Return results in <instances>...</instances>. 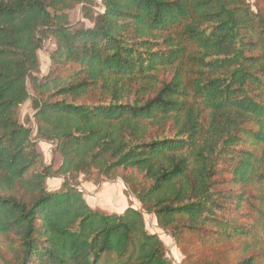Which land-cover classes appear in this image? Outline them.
<instances>
[{
  "label": "trees",
  "instance_id": "obj_1",
  "mask_svg": "<svg viewBox=\"0 0 264 264\" xmlns=\"http://www.w3.org/2000/svg\"><path fill=\"white\" fill-rule=\"evenodd\" d=\"M78 5L87 26L70 21ZM96 5L0 0L7 264H173L142 210L176 239L243 241L234 262L191 264H264L246 253L264 248V14L248 0ZM28 100L33 127L19 113ZM39 141L53 145L59 166L44 163ZM92 170L121 178L141 209L91 208L76 179ZM48 177L63 181L49 190Z\"/></svg>",
  "mask_w": 264,
  "mask_h": 264
},
{
  "label": "rangeland",
  "instance_id": "obj_2",
  "mask_svg": "<svg viewBox=\"0 0 264 264\" xmlns=\"http://www.w3.org/2000/svg\"><path fill=\"white\" fill-rule=\"evenodd\" d=\"M99 9L100 0H96ZM251 8L264 14V0H248ZM70 21L72 24L87 26L88 21L82 17L80 6L74 7L70 12ZM51 40H46L44 47L39 50L40 68L35 76L38 82L42 81L49 69V51L51 50ZM29 93L33 95V91L28 82ZM20 118L26 126L33 127L32 122V107L30 101H26L19 106ZM39 150L44 155V163L52 164L53 167L59 166L61 159L57 153L53 151V145L49 142H38ZM63 181L61 177H48L46 186L49 190L58 188ZM76 187L82 191L83 197L89 206L93 209L104 213H120L126 207L132 206L136 209H141V205L135 195L128 191L126 185L121 178L106 179L99 176L95 170H92L88 175L80 174L76 179ZM258 194V190L254 195ZM253 209H249L250 216L253 219L257 218V209L261 208V203L254 197L252 199ZM246 211V210H245ZM145 220L146 230L149 233H156L165 245V257L173 264H191L196 260L208 262H234L243 254L242 240H233L231 242H207L202 243L196 234H187L179 239H176L170 231H165L158 227L155 216L146 213L142 210ZM253 243V242H252ZM258 243V242H254ZM255 253L262 256L264 260V248L259 245H253L246 253ZM10 260L8 250V239L0 235V264H7Z\"/></svg>",
  "mask_w": 264,
  "mask_h": 264
}]
</instances>
